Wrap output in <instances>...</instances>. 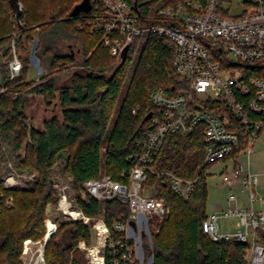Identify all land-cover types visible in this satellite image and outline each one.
<instances>
[{"label": "trees", "instance_id": "obj_1", "mask_svg": "<svg viewBox=\"0 0 264 264\" xmlns=\"http://www.w3.org/2000/svg\"><path fill=\"white\" fill-rule=\"evenodd\" d=\"M80 1L20 0V28L8 1L0 0V87L4 88L0 90V155L9 157L19 172H36L28 188L4 190L12 196V205L0 212V264H22L24 240L42 238L47 205L56 201L50 177L57 167L70 179L76 205L88 215L103 213L109 223L127 212L126 205L117 201H96L83 182L102 172L125 180L128 156L139 150L138 141L149 123H142V118L151 110L156 112L151 90L160 87L172 93L177 86L171 67L173 49L165 39L147 33L130 73V54L139 37L130 43L125 59L117 60L101 34L91 32L94 18L102 12L99 0H90L88 12L71 17V9ZM127 1L143 15L154 3ZM35 39V56L42 69L37 81L28 78V52ZM12 41L23 67L9 79ZM66 74L60 81V75ZM29 96L40 98L45 110L52 107L59 112L36 124L26 111ZM202 139L201 126L185 134L168 133L155 157V168L192 181V188L185 198L170 188L166 176L146 180L156 184L157 195L169 207L154 236L152 264H244L243 242H216L202 230L208 167L202 165ZM58 227L44 247L45 264H86L76 244L82 238L89 241V226L64 222Z\"/></svg>", "mask_w": 264, "mask_h": 264}, {"label": "built area", "instance_id": "obj_2", "mask_svg": "<svg viewBox=\"0 0 264 264\" xmlns=\"http://www.w3.org/2000/svg\"><path fill=\"white\" fill-rule=\"evenodd\" d=\"M162 1L143 15L127 0H99L102 12L91 24V32L101 34V41L117 60L124 46L129 47L143 33L156 34L173 49L171 67L177 86L172 87V93L160 87L151 90L149 97L156 112L146 120L149 123L138 141L139 150L128 156L130 168L122 174L125 180L102 172L83 182L96 201H117L126 205L127 212L109 223L103 213L88 215L70 198V179L61 183L50 178L57 192L54 215L45 212L44 233L35 242L48 241L64 222H80L94 235L93 240L82 238L76 244L86 264H152L155 243L151 230L154 221L160 222L168 214L169 207L157 195L156 184L146 180L166 176L170 188L187 198L192 181L153 165L168 133L185 134L201 126L202 165L221 164L219 178L226 187L225 206L206 214L202 230L216 242H243L244 264H264V198L258 197L259 205H254L258 175L250 169L252 147L264 130V0H246L241 12L232 18L219 14L218 0ZM154 19L164 23L150 22ZM35 43L36 39L28 57L36 71L31 79L37 81L42 69ZM13 44H9V79L17 77L23 67ZM1 165L0 212L12 205V196L4 190L27 186L36 179L34 172L20 174L7 156L0 155ZM223 218L236 221L226 229L220 224ZM35 242L24 240L22 264H35L30 256Z\"/></svg>", "mask_w": 264, "mask_h": 264}, {"label": "rangeland", "instance_id": "obj_3", "mask_svg": "<svg viewBox=\"0 0 264 264\" xmlns=\"http://www.w3.org/2000/svg\"><path fill=\"white\" fill-rule=\"evenodd\" d=\"M175 0H172V2H174ZM246 0H218V3L220 5V9H219V14H221L223 17H235L236 15H238L241 10L243 9V7L245 6V2ZM163 2L162 0H154L153 5H156L158 3ZM170 3V2H169ZM145 33H143L139 38H137L136 42L134 43V50L133 52L130 54L131 55V63H130V73L132 72L134 65L136 63L137 58L139 57V53L141 52V48L145 42ZM129 73V75H130ZM36 75V71L35 68L32 64L29 65L28 68V78L31 77H35ZM128 75V77H129ZM61 79L60 81H62L64 78H66L68 75H60ZM26 102V107H27V114L30 115L32 117V119L34 120V122L37 124H39V122L45 118V117H50L53 113H58L59 109L55 108L53 109L52 107L48 108V110H45L42 107V100H40V98H35L32 96H29ZM53 110H52V109ZM119 106L117 105L115 110H114V114L117 113ZM260 136L257 140V142L255 143L254 147H252V151L250 154V169L253 172H256L258 174V180H257V184L254 187V191L257 197V200L255 201L254 205H259V201H258V197L260 198H264V130H262L261 133H259ZM104 150V148L102 149V151ZM1 168L4 167V165L0 166ZM14 167L17 169V167L14 165ZM18 170V169H17ZM220 170H221V164L216 163L213 165H210L206 168V172H207V200H206V214H209L215 210H218L220 208H222L224 206V198L226 195V187H224V185L221 183V178L220 177ZM19 172V170H18ZM34 172V171H32ZM30 173V172H29ZM36 173V172H34ZM20 174L23 175H27L28 172H20ZM53 178L55 181H60L61 183H65L67 180H69V178L62 174L61 171L59 170V168H55V170L51 173V177ZM22 181L24 180L23 178H20ZM33 182L28 183L27 186L24 187H16L19 189H25L28 188V186L32 185ZM55 192L56 189L54 188ZM1 191V190H0ZM69 195L70 198H73L75 195L74 189L71 186V190L69 191ZM56 197H57V192H56ZM53 204H48L46 211L48 214L50 215H54V211H53ZM236 219H232V218H227V219H221L220 220V224L222 226V228H228L229 226L234 225ZM160 222H155L154 221V226H153V230H151V235H152V239L154 242V236L158 233L159 231V227H160ZM94 235L93 233L90 235V239L93 240ZM38 241V240H36ZM35 242V241H33ZM35 249H36V242L33 243L31 245V249H30V256L34 255L35 253ZM78 249V248H77ZM80 250V249H79ZM80 252L83 254V252L80 250Z\"/></svg>", "mask_w": 264, "mask_h": 264}, {"label": "water", "instance_id": "obj_4", "mask_svg": "<svg viewBox=\"0 0 264 264\" xmlns=\"http://www.w3.org/2000/svg\"><path fill=\"white\" fill-rule=\"evenodd\" d=\"M11 9L14 12V16H15V20L16 23L18 25V27L21 28V21H20V15L22 14V5L20 0H7ZM136 2L134 1V4ZM91 8V2L90 0H81L79 3H77L76 5L73 6V8L70 11V16H77L78 13L80 12H88ZM128 51V45L124 46L122 53H121V57H120V61L122 62L125 59L126 53ZM117 68V66H116ZM152 110L147 112L143 118H142V123L144 121H146L150 116H151ZM47 242V241H46ZM45 242V244H46ZM44 244V245H45Z\"/></svg>", "mask_w": 264, "mask_h": 264}, {"label": "bare ground", "instance_id": "obj_5", "mask_svg": "<svg viewBox=\"0 0 264 264\" xmlns=\"http://www.w3.org/2000/svg\"><path fill=\"white\" fill-rule=\"evenodd\" d=\"M47 238V237H46ZM44 241H40V242H36V249H35V253L33 258H34V261H35V264H43L44 260Z\"/></svg>", "mask_w": 264, "mask_h": 264}, {"label": "crops", "instance_id": "obj_6", "mask_svg": "<svg viewBox=\"0 0 264 264\" xmlns=\"http://www.w3.org/2000/svg\"><path fill=\"white\" fill-rule=\"evenodd\" d=\"M255 173H256V172H255ZM256 174H257V173H256ZM257 175H258V174H257ZM257 178H258V176H257ZM257 180H258V179H257ZM224 206H225V198H224ZM224 206H223V207H224Z\"/></svg>", "mask_w": 264, "mask_h": 264}]
</instances>
